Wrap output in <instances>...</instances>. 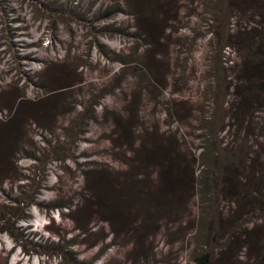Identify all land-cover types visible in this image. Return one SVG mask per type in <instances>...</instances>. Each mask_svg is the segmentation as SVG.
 Instances as JSON below:
<instances>
[{"label": "rangeland", "instance_id": "obj_1", "mask_svg": "<svg viewBox=\"0 0 264 264\" xmlns=\"http://www.w3.org/2000/svg\"><path fill=\"white\" fill-rule=\"evenodd\" d=\"M53 1L0 0V264H264V194L189 180L205 144L264 164V79L230 86L264 78V0Z\"/></svg>", "mask_w": 264, "mask_h": 264}, {"label": "trees", "instance_id": "obj_2", "mask_svg": "<svg viewBox=\"0 0 264 264\" xmlns=\"http://www.w3.org/2000/svg\"><path fill=\"white\" fill-rule=\"evenodd\" d=\"M34 2L33 5H37L39 8H42L44 10V14L46 17H49L51 19L53 16H55V12L62 11L61 3L55 4L56 1L53 0H32ZM229 6L228 9L232 10L233 7H236L237 3H234V0H228ZM40 4V6H39ZM208 6L213 7L210 2L208 1ZM139 6L138 3H134L133 6ZM111 6H109L110 9ZM231 7V8H229ZM94 12V11H92ZM128 12V11H127ZM129 13V12H128ZM132 14L135 15L138 18V21H141L143 16L140 15L137 12L132 11ZM85 15V14H84ZM103 16L108 17L110 16V12L104 8ZM146 20V19H145ZM140 23V22H139ZM147 26V33L149 36H156L157 31L155 30V26L153 23H149L148 19L146 20ZM138 27V26H137ZM146 35V33L144 32ZM230 36V35H229ZM149 43V42H147ZM228 46H233V43L228 41V43L225 44ZM255 64H259L255 62L252 64L250 68H252ZM257 69H255L256 72ZM261 71V69L257 70V75ZM252 71H246L243 76V80L247 82L245 90H240L241 92L236 93L235 90L238 88L237 83H233V85H230L237 95H242L243 98L241 99V105L249 104V100L254 96V94L257 92V80L264 79L261 77L262 74H259L258 76L260 79L255 78V76H251ZM262 78V79H261ZM241 80V79H240ZM237 86V87H236ZM63 87V86H60ZM236 87V88H235ZM57 87L50 89L48 92H51L53 90H56ZM233 97L236 98L234 95ZM22 95H17L15 99L11 100V103L9 104V107L12 108L13 112H11V116L17 117L19 114L18 107L20 103L23 101ZM8 107V105H7ZM8 107V108H9ZM244 108V107H242ZM237 111L232 109L231 110V116L235 119ZM242 144V143H241ZM201 150L199 151V156L203 157L201 160L203 161L201 168L197 175H193V173L190 174L189 180H192V187L198 185L200 187V191H198V194L201 195V197L204 194L208 195H217V193L221 192L224 195L227 194L230 197H235L238 199V204H240L242 207L245 206V204L248 202H251L255 199L257 196L258 200L262 194H264V164L261 163V160H259V156L256 154V157H252L253 161L250 162L251 155L245 152V149L243 148L241 150L240 145L235 147V150L240 152V156L233 158L229 161V164L222 165L221 162L218 161L217 155H218V149L215 147H210L207 144L202 145ZM220 151V150H219ZM165 152V151H164ZM166 153V152H165ZM165 153H161L160 157H162L160 160H164L166 155ZM200 157V158H201ZM233 161V162H232ZM217 171V172H216ZM180 175V172L178 173ZM178 175V179L181 178ZM230 176V177H229ZM170 175L165 173L164 180H169ZM245 179V180H244ZM244 180V181H243ZM187 182L188 177H187ZM198 188L196 189V191ZM37 193V191L35 192ZM253 197L252 199L250 197ZM211 199V198H210ZM209 199V200H210ZM261 200V199H260ZM211 201V200H210ZM25 216V215H24ZM22 217V216H21ZM211 218H214L215 215L212 213L210 215ZM204 218V217H202ZM207 224H209L208 219H206ZM236 224H231V229L236 228ZM229 231V235L232 237L235 235V231ZM2 231H6L3 228H0V233ZM193 264H211V255L209 251L207 250H200L194 257H193Z\"/></svg>", "mask_w": 264, "mask_h": 264}]
</instances>
